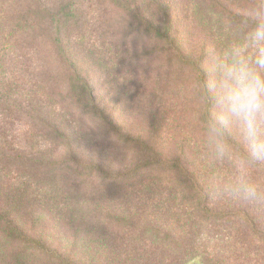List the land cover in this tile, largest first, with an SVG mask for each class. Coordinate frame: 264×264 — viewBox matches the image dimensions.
I'll return each instance as SVG.
<instances>
[{
	"label": "trees",
	"instance_id": "1",
	"mask_svg": "<svg viewBox=\"0 0 264 264\" xmlns=\"http://www.w3.org/2000/svg\"><path fill=\"white\" fill-rule=\"evenodd\" d=\"M245 2L0 0V264H264L194 162L199 66Z\"/></svg>",
	"mask_w": 264,
	"mask_h": 264
},
{
	"label": "clouds",
	"instance_id": "2",
	"mask_svg": "<svg viewBox=\"0 0 264 264\" xmlns=\"http://www.w3.org/2000/svg\"><path fill=\"white\" fill-rule=\"evenodd\" d=\"M231 39L204 54L194 84L199 111L195 166L214 205L264 221V0H246Z\"/></svg>",
	"mask_w": 264,
	"mask_h": 264
},
{
	"label": "rangeland",
	"instance_id": "3",
	"mask_svg": "<svg viewBox=\"0 0 264 264\" xmlns=\"http://www.w3.org/2000/svg\"><path fill=\"white\" fill-rule=\"evenodd\" d=\"M180 18V17H179ZM97 87L96 90L99 88V90H97V93L101 94V95H106L107 94V91L104 90V88H101L100 89V84L99 83H96ZM107 98H110V96H105ZM95 126V125H94ZM97 127V126H95ZM95 131H98V130H95ZM84 153L88 156H98V154H104L106 156V158L110 161L112 159H114L117 164H120L121 165V162L123 161V158L122 157H118V155H111L109 154L107 151H105L103 153V150L101 148H95V147H86V149L84 150ZM129 158H124L125 160V163L128 161ZM6 250V247L4 246V244L0 241V259L2 258V255H4L3 253L5 252Z\"/></svg>",
	"mask_w": 264,
	"mask_h": 264
}]
</instances>
